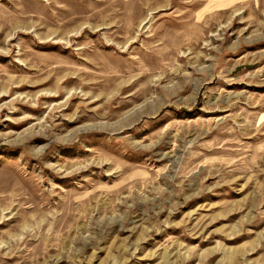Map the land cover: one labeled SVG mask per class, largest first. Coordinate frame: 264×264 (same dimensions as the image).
<instances>
[{
	"label": "rangeland",
	"instance_id": "1",
	"mask_svg": "<svg viewBox=\"0 0 264 264\" xmlns=\"http://www.w3.org/2000/svg\"><path fill=\"white\" fill-rule=\"evenodd\" d=\"M0 264H264V0H0Z\"/></svg>",
	"mask_w": 264,
	"mask_h": 264
}]
</instances>
